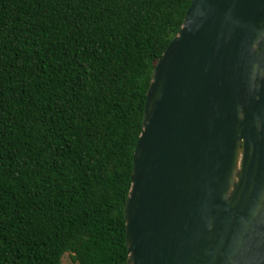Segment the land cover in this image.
<instances>
[{"label":"trees","instance_id":"16d2710c","mask_svg":"<svg viewBox=\"0 0 264 264\" xmlns=\"http://www.w3.org/2000/svg\"><path fill=\"white\" fill-rule=\"evenodd\" d=\"M191 0H0V264H127L147 91Z\"/></svg>","mask_w":264,"mask_h":264},{"label":"water","instance_id":"95a60500","mask_svg":"<svg viewBox=\"0 0 264 264\" xmlns=\"http://www.w3.org/2000/svg\"><path fill=\"white\" fill-rule=\"evenodd\" d=\"M127 264H264V0H191L147 91Z\"/></svg>","mask_w":264,"mask_h":264},{"label":"rangeland","instance_id":"374dc122","mask_svg":"<svg viewBox=\"0 0 264 264\" xmlns=\"http://www.w3.org/2000/svg\"><path fill=\"white\" fill-rule=\"evenodd\" d=\"M62 264H79L73 260V256L69 253L65 254L62 259Z\"/></svg>","mask_w":264,"mask_h":264}]
</instances>
